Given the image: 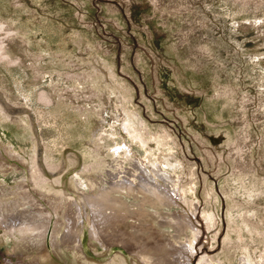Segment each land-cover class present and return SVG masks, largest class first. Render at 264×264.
Listing matches in <instances>:
<instances>
[{"label": "rangeland", "instance_id": "rangeland-1", "mask_svg": "<svg viewBox=\"0 0 264 264\" xmlns=\"http://www.w3.org/2000/svg\"><path fill=\"white\" fill-rule=\"evenodd\" d=\"M0 24L9 33L1 39L5 52L20 60L12 65L0 60V190L36 200L14 208L6 199L13 214L48 216L33 217L47 223L40 242L31 235L20 244L8 241L9 250L0 246V262L80 264L63 243L70 204L74 210L80 206L84 218L89 213L87 221L78 219L82 228L70 238L86 264H109L117 254L128 264H141L136 250L148 246L144 240L155 244L139 229L144 220L120 224L122 233L134 236L124 238L139 246L132 257L121 242L105 250L94 225L104 229L102 218L84 207L91 194L118 179L138 185L143 161L159 156L162 147L155 143H163L164 135L183 168H164L171 180L160 183L168 197L163 206L144 203L136 191L111 193L132 208L129 216L144 211L154 217L147 220L155 237L168 245L158 252L163 264L186 258L173 257L170 242L189 248L192 264H264V0H0ZM22 41L25 48L17 47ZM94 71L102 77L90 79ZM66 74L71 79L65 81ZM41 90L55 94L54 105L39 103ZM111 93L107 104L100 95ZM116 106L145 121L148 145L127 135L121 124L113 129L102 120L117 115ZM99 124L104 127L94 131ZM93 142L122 152L119 158L113 154L99 177L84 172L91 163L86 148ZM61 162L64 171L57 174L43 167ZM118 164L123 170L112 168ZM154 164L146 165L160 173ZM39 165L46 178L61 183L36 187ZM90 179L96 191L80 183ZM257 194L262 199L252 207ZM235 204L242 205L240 212ZM40 248L52 263L38 262Z\"/></svg>", "mask_w": 264, "mask_h": 264}, {"label": "bare ground", "instance_id": "bare-ground-1", "mask_svg": "<svg viewBox=\"0 0 264 264\" xmlns=\"http://www.w3.org/2000/svg\"><path fill=\"white\" fill-rule=\"evenodd\" d=\"M11 33V32H10ZM9 33L5 32V29H4V26L2 24H0V35H3V37H0V60L2 62H4L6 65H12V64H17V63H20L19 59L17 57H12L10 55H8L6 52H5V44H3L2 40L4 38V36H7ZM12 34V33H11ZM7 41H8V38H7ZM17 47L19 48H25L24 46V41L22 42H17ZM91 57V55H89ZM40 58V57H39ZM94 64L97 62H93ZM98 65V64H97ZM68 77V74H66V78H65V81L66 80H69L71 79V77L69 76ZM73 77V76H72ZM88 77L92 80H94L95 78H101L102 76L97 72V71H94L93 73H90L88 74ZM37 80V78L35 79ZM54 87V86H53ZM109 88V87H108ZM51 89V88H49ZM110 90V88L108 89V91ZM37 94V98L39 100V103L41 102V104L43 103L44 105H49V104H52L53 100H54V96L55 94L53 92L50 91H46V90H41L39 91ZM114 93L110 96H105L103 94L100 95V97H104L106 98V103L108 104L109 102H113V99H111V96H113ZM25 96V95H24ZM26 99V98H25ZM115 101V100H114ZM54 105V104H52ZM116 109V113L117 115H112L109 113L110 116H108L109 118H107V116L105 115V118H103L102 120H105L107 121L108 123V126L112 127L113 129H115V125L117 124H121V128H123L125 131V133L127 135H132L133 136V139H140L141 141V144L144 146L148 145L149 144V141L145 138L144 139V136H145V133L147 131V128H146V125H145V121L141 120L140 121H137L135 119V116L131 113H128L127 111L123 110L122 109V106H116L115 107ZM95 116V115H94ZM104 127V125L102 124H99V126H96V127H93L94 131H96V128H102ZM104 131V130H103ZM120 131V129H119ZM102 132V131H101ZM166 135V134H165ZM104 137H108V135L104 136ZM94 138V137H93ZM97 139V138H96ZM131 139V137H130ZM91 141V140H90ZM89 146L88 148H86V154L87 155H90L89 156V159L91 160V163L89 165H86L84 168V172H87V173H90L92 175H96V176H100L103 174V172H105V170L107 169L106 167V164L109 160H113V154H116V156L119 158L121 155H122V152L119 151L120 149L118 150H113V151H109V146L108 147H102L101 145L99 144H96V142H93L92 144L88 143ZM2 146V145H1ZM155 146L157 147H162L160 149V152H159V156H157V158H155L154 160H151L149 157L148 158H145V160L143 161L144 162V166L143 168L141 169V172H142V175H141V178L139 180V183L138 185L135 184V181H129L127 182V179L124 178V180L127 182L126 185H123L122 183H120V180L118 179L117 182H113L112 185L110 184V187H104L103 190L97 192L96 194H91L92 197H88L87 198V203H86V207L85 208V211H87V207L90 208V212H93V213H99L100 214V217L102 218L101 219V223L104 226V229H101L99 230L96 225V223H92V228L93 230L97 229V233L100 235V237H102V242L105 244V246L107 247V250L108 251V248L110 246H112V243L111 242H114V244H116L115 242H121L123 243V246L125 245L127 248H128V251L130 253H134L135 249L139 246H137L135 248V244L131 245L129 243V239L130 240H134V236H130L128 234H125V233H122L121 231V225L122 223H124L128 218H133V219H143L144 220V223H141V224H144L145 227L144 228H139L141 231H147L148 234H147V237L148 238H151L155 244H153L152 242H147L146 240H144V245H148V246H141L143 248H140L139 247V250H136L137 252V256L136 258L139 259V261L141 262V264H163V257L161 256V254H158L161 253L162 251H167V249L165 250V248L168 247V245L165 242L164 239H162L161 241L159 239H157L155 237V233H154V228L152 227V224H151V221L147 220V217L149 216V218H154L152 217V215L150 214H147L146 212L144 211H140V212H133V210H131V212L134 213V216H129L128 215V208L127 206L124 205V203L118 199V198H115L111 195V193L113 192H118L120 191V189H126L127 191H136L137 193L139 192L141 195H142V200L144 201V203H149V205H152L154 207H159V206H163L164 202L166 199H168L167 196H165L164 194V191H163V187L161 186L160 183L163 184V182H168L170 181L171 179L169 178L170 176L167 175V173L164 171V168L165 167H170L172 170H176V169H180V167H182V164H181V161L178 159L177 156L172 155L170 152H171V148L168 147V143H167V140L166 138L164 137L163 135V143L161 140H158L156 141L155 143ZM119 148V147H118ZM106 152V153H105ZM127 152V151H126ZM85 154V155H86ZM84 155V156H85ZM101 155H103L101 157ZM125 156V155H123ZM127 157V156H126ZM125 157V158H126ZM171 158L173 159V162H171ZM125 160V159H124ZM122 160V161H124ZM155 163V164H154ZM146 164H154V168L155 166L158 167L157 170L160 171V173H157L156 170H153V169H150L149 165H146ZM2 165V164H1ZM0 165V166H1ZM65 163L64 162H61L59 165H49V163H46V165H44L43 167L47 168L48 171H55V173H59L61 171H64V169L62 168V166H64ZM120 164H118L116 167H112L113 169H115L116 171L118 170H123V168L121 169V167L119 166ZM7 166V165H6ZM36 167V166H35ZM41 165H39L38 167L34 168V174L36 175V178H35V186L39 187L40 185L44 186L47 185L46 183L47 182H50V183H54V184H58V183H61V179L57 178V179H48L45 177V172H44V168H43ZM156 167V168H157ZM155 168V169H156ZM183 168V167H182ZM128 170V169H127ZM109 171H111V169H109ZM129 171V170H128ZM125 173V171H122ZM112 175L114 174V172L111 173ZM159 174V175H158ZM161 174V175H160ZM80 176V173H76L75 174V178H79ZM134 176V175H133ZM97 177V178H98ZM80 179V178H79ZM82 180V179H81ZM80 180V183L81 184H87V186H89L90 188L95 189H98L99 186H97V183L90 179V182L88 183H82V181ZM71 182V181H70ZM76 182V181H75ZM138 182V181H137ZM78 184V183H77ZM99 184V183H98ZM109 184V183H108ZM72 185V184H71ZM18 186V185H17ZM20 187V186H19ZM24 187V186H23ZM14 188V187H13ZM44 188V187H43ZM5 189V188H4ZM10 189V188H9ZM49 189V188H48ZM100 189V188H99ZM12 190V189H11ZM21 189H19L18 191H20ZM52 190H55L54 188ZM126 190H123V191H126ZM59 192V191H58ZM90 192V191H89ZM93 192V191H92ZM10 193V191H9ZM22 193V192H21ZM95 193V192H94ZM253 192H250L248 195L249 196H253ZM262 193H260L261 195ZM11 195V194H10ZM17 195L19 194H15L14 195H11L9 196L8 194L5 193V191H1L0 190V246L3 248H6L7 250L10 249V245H8V241H13L14 242H22L21 240L25 239L27 235H31V237L33 236V238H38L37 241L35 242H40L41 239L43 238L42 235L45 233V226L47 225V223L45 222H42V223H38L37 219H42V218H46L48 216H37L36 214L33 216V217H30V213H29V217H21V213H19L18 215H15L12 213L11 211V203L13 202L12 205H14V208L15 207H18L20 205H22L23 203L27 202L28 204H31L33 205L34 204V201H36L33 197L30 196V197H25V194L24 196H21V197H17ZM28 195V194H27ZM26 195V196H27ZM255 195V194H254ZM54 196V195H53ZM56 196V195H55ZM83 196V195H82ZM140 196V195H139ZM84 197V196H83ZM86 197V196H85ZM141 197V196H140ZM11 198V200H13L10 205H8L10 201L7 202L6 199H9ZM78 198V197H77ZM32 199V200H31ZM57 199V198H56ZM141 199V198H140ZM261 196H259L258 194L256 195V202L254 203V206L252 205V207H255V205L258 206V203H257V200H261ZM55 200V199H54ZM252 200H254V196L252 198ZM78 201V200H77ZM7 202V203H6ZM76 206H79L78 203L74 200L72 201ZM39 203V202H38ZM50 203V202H49ZM80 203V202H79ZM83 204V203H82ZM54 205V204H53ZM141 206L143 205L142 203L140 204ZM238 209H237V212H240V206H242L241 204H235ZM52 206V205H51ZM70 205L69 204V209L67 210L68 212L67 213H70L72 215H69L67 216L68 218V221L66 226H68V232H69V235H67L68 237L65 239L66 241L63 242L64 244L67 245V248H69V250H73V252L76 253V256H78V259H79V263L80 264H86L83 260H82V257L80 255V252H81V248H76L75 245H72V240H70V238L72 237V235L74 233H72V230H80V227L78 226V224H81V222H79L78 219H82L84 217L82 212H81V207L79 206L76 210L70 208ZM83 206V205H82ZM145 206V205H144ZM142 206V209L143 207ZM140 208V207H139ZM138 208V209H139ZM17 209V208H16ZM100 209V211H99ZM129 209H132L131 207ZM137 209V208H136ZM63 210V209H62ZM140 210V209H139ZM84 211V212H85ZM25 211H23L24 213ZM83 212V213H84ZM109 212V213H108ZM16 213V212H15ZM87 213V212H86ZM150 213V212H149ZM62 215V213H60ZM89 213H87V215H85V220L87 219L88 220V215ZM99 214H97L99 216ZM123 214V215H122ZM159 214V213H158ZM237 214V213H236ZM32 215V214H31ZM59 215V214H58ZM93 215V214H91ZM90 215V216H91ZM161 215V214H160ZM16 216L20 217V218H16ZM88 216V217H87ZM154 216V215H153ZM157 216V215H156ZM238 216V215H237ZM87 217V218H86ZM66 218V219H67ZM93 218V217H92ZM95 218V217H94ZM158 218V217H156ZM159 219V218H158ZM163 217L161 218V221H162ZM241 219V218H240ZM248 219V218H247ZM245 217L243 218V221L246 222L248 221ZM50 220V219H49ZM57 220H60V219H57ZM86 220V221H87ZM91 220V219H90ZM96 221H98L96 219ZM95 221V222H96ZM181 221V220H180ZM262 223L263 220H260ZM89 222V221H88ZM183 222V221H181ZM180 222V223H181ZM58 223V222H56ZM90 223V222H89ZM131 223V222H129ZM163 223V222H162ZM161 223V224H162ZM178 223H179V220H178ZM59 224L63 225V221H59ZM93 224L95 225V227H93ZM125 224V223H124ZM133 224V223H132ZM140 224V225H141ZM160 224V225H161ZM183 224L184 226V222L181 223ZM180 224V225H181ZM102 225V226H103ZM131 225V224H130ZM137 225V224H136ZM177 225L179 228V230L182 228V225ZM186 225V224H185ZM56 226V224H55ZM54 226V227H55ZM78 226V227H77ZM99 226V225H98ZM251 226L253 229H257L259 228V226L257 224H253L251 223ZM47 227V226H46ZM131 227V226H130ZM58 228V227H57ZM70 228V229H69ZM82 228V227H81ZM103 228V227H102ZM116 228V229H115ZM127 229V227H125ZM133 229V227H131ZM138 228V227H137ZM59 230V229H58ZM57 230V231H58ZM52 232V231H51ZM92 232V231H91ZM121 232L120 236H119V233ZM125 232V231H124ZM136 232V231H135ZM140 232V231H139ZM80 233V232H79ZM93 233V232H92ZM129 233V232H128ZM68 234V233H67ZM76 234V233H75ZM77 234H78V231H77ZM91 234V233H90ZM94 234V233H93ZM91 234V235H93ZM96 234V233H95ZM140 234V233H139ZM145 234V233H144ZM53 235V234H51ZM97 235V234H96ZM121 235H125V237H130L129 239H126L123 237H121ZM133 235V234H132ZM135 235V233H134ZM140 235H143V234H140ZM44 236V235H43ZM55 236V235H53ZM75 236V235H74ZM137 236V235H136ZM42 237V238H41ZM96 237V236H95ZM95 237H93L92 239H94ZM146 237V238H147ZM69 238V239H68ZM91 238V237H90ZM144 238V237H143ZM145 238V239H146ZM99 239V238H98ZM100 240V239H99ZM98 240V241H99ZM140 240V239H139ZM64 241V239H63ZM138 241V240H137ZM166 241H168L166 239ZM53 242V241H51ZM101 242V243H102ZM142 242V241H140ZM62 243V244H63ZM111 243V244H110ZM136 243V242H135ZM33 244V243H32ZM39 244V243H38ZM37 244V245H38ZM42 244V243H41ZM139 245V243H137ZM55 245H56V242H55ZM53 245V246H55ZM59 246L61 244H58ZM72 245V246H71ZM119 245V244H118ZM122 245V244H121ZM180 245H182V243L178 244L177 246V243L176 242H170L169 244V247H172L173 249L172 250H169L171 253V255L173 257H179L181 255L185 256V261L181 260L180 257L178 260H176V262L173 264H177V263H181V261L184 262H188L186 264H192V254L189 253L190 255H188V252L187 249H180L182 247H180ZM16 248L18 247V244L15 243L14 245ZM21 246V245H19ZM14 247V248H15ZM22 247V246H21ZM30 247V246H29ZM34 247V246H33ZM42 247V246H41ZM145 247H149L147 249H145ZM31 248V247H30ZM38 248V246H37ZM45 248V247H44ZM170 249V248H169ZM76 250V251H75ZM153 250V251H152ZM183 250V251H182ZM186 250V251H185ZM14 251V250H13ZM47 252V251H46ZM45 250L43 248H40L39 249V252L37 253V256H39L40 258L38 259V262L39 261H48L50 263L53 262L52 258H51V254H49L48 252L46 253ZM54 254L55 252L52 251ZM15 253V251H14ZM74 253V254H75ZM119 253V252H118ZM57 254V252H56ZM15 255H21V254H15ZM120 255V256H118ZM161 257H160V256ZM196 255V254H195ZM135 256V253L132 257ZM32 257V256H31ZM6 259V258H5ZM205 259H208V261H212L214 259H212L210 256H207L205 257ZM9 260V259H8ZM4 261V262H0V264H23L22 260H18V261ZM128 260V259H127ZM126 258L123 257L122 254H117L114 256V259L110 260L109 264H128ZM165 260H168L167 257H165ZM164 260V261H165ZM22 261V262H21ZM207 261V263H209ZM132 262V261H131ZM166 262V261H165ZM40 263V262H39ZM134 263V262H133ZM138 262H136L135 264H137ZM29 264V263H28ZM55 264V263H53Z\"/></svg>", "mask_w": 264, "mask_h": 264}]
</instances>
